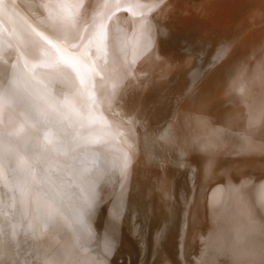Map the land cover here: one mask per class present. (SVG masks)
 <instances>
[{
	"label": "bare ground",
	"instance_id": "1",
	"mask_svg": "<svg viewBox=\"0 0 264 264\" xmlns=\"http://www.w3.org/2000/svg\"><path fill=\"white\" fill-rule=\"evenodd\" d=\"M113 2L0 0V264H264V0Z\"/></svg>",
	"mask_w": 264,
	"mask_h": 264
},
{
	"label": "snow or ice",
	"instance_id": "2",
	"mask_svg": "<svg viewBox=\"0 0 264 264\" xmlns=\"http://www.w3.org/2000/svg\"><path fill=\"white\" fill-rule=\"evenodd\" d=\"M105 7H111L113 8L116 12L121 11V7H120V0H114L113 3L111 4H105ZM106 25L104 23H100L98 25L95 26V31L93 32V34L89 37V43H93V42H98L99 46L103 45L104 39H105V33H104V29H105ZM37 36L40 37V41H46L47 44H51V40H47L46 37L41 36L40 33H36ZM56 39H60L59 36L55 37ZM40 41H33V45L39 49L40 47H42ZM99 46H98V50H99ZM52 47L55 49L56 46L52 45ZM74 47V46H73ZM57 52L59 51L58 49L56 50ZM61 63H68V61L65 59V57L63 56H57L55 58H53L52 54L49 53L47 58L42 60V62L38 65H33V68L36 67H55L58 64ZM72 67L75 69V64H72ZM77 76L79 78V83L81 85L80 88V94L86 97H90V90L89 87L86 84V81L84 79V77L79 73V70L77 69ZM47 90V89H45ZM53 100L55 101V98L53 97ZM58 103V102H57ZM94 128L98 129V130H103V126H101L100 124H94L93 125ZM39 134V133H38ZM77 141L73 140L70 141V145H74ZM91 143H96V141H89ZM52 143V132L51 130H49V132L43 136V146L46 148L49 144ZM91 201H87L85 202L84 205V211H87L88 205ZM74 223L77 226V230L81 232L82 237L87 240L89 238L88 236V232L87 229L83 226V221H82V217L78 214L76 220L74 221ZM114 248V244L111 245H106L103 249L105 255L110 254L113 251Z\"/></svg>",
	"mask_w": 264,
	"mask_h": 264
},
{
	"label": "rangeland",
	"instance_id": "3",
	"mask_svg": "<svg viewBox=\"0 0 264 264\" xmlns=\"http://www.w3.org/2000/svg\"><path fill=\"white\" fill-rule=\"evenodd\" d=\"M121 10H122V8H121ZM116 12V11H115ZM109 23V21L108 22H105L104 24L105 25H107ZM261 25V26H260ZM252 28H253V32H255V42L253 43V46H251L252 47V52H250V49H248V48H246V52H245V58H246V63L244 64V65H240L239 66V75H242L241 73L242 72H244V74H248V80L249 81H252V85L254 86V88H252L253 90V92L250 90L249 91V93L248 94H251L250 92H252V93H257L258 91H259V85L257 84V82L255 83V82H253V81H256V79L254 80V77H255V75L256 74H261L262 76H264V74H262V73H264V52H261L260 51V43H264V24L262 23H260V24H258V25H254V26H251ZM263 27V28H262ZM19 28H20V30L21 31H23V29L24 28H22V25L20 26L19 25ZM22 28V29H21ZM259 30H258V29ZM254 30H256V31H254ZM262 30V31H261ZM94 31H95V29H94ZM92 34H93V32H92ZM92 34H90V36L92 35ZM90 36H88V38H87V40H85V41H89V37ZM259 36V37H258ZM246 43V42H245ZM98 44V43H97ZM50 47V46H49ZM48 46H46V47H44V46H42V48H49ZM250 47V48H251ZM50 50H52V48H50ZM180 52L182 51L181 49L179 50ZM258 52V53H257ZM187 53H190V54H187ZM256 54V55H255ZM263 54V55H262ZM189 55V56H188ZM259 55V56H258ZM188 56V57H187ZM191 56V57H190ZM182 57H184V58H182ZM185 57H186V59H185ZM194 58H195V56L193 55V53L192 52H181V56H180V59L181 60H192L191 61V63L194 61ZM241 64H242V62H241ZM263 70V71H262ZM259 71V72H258ZM261 72V73H260ZM256 73V74H255ZM243 74V75H244ZM117 75H120V74H115V75H110L109 77H108V79H107V81H108V83L109 84H111L112 86L111 87H109L108 89H107V95H106V101L105 102H101V99H98V98H93V99H95V104H97V106H102V108L103 107H108V102H111V101H115L114 99H112V97H110V95L112 94H114L116 91H118L119 89H120V86H119V84H118V79H121L122 80V78L125 76H123V74H121L122 76H121V78H119V76H117ZM114 76V77H113ZM247 76V75H246ZM257 78V77H256ZM253 79V80H252ZM142 82H144V81H146V79L145 78H142V80H141ZM119 86V87H118ZM10 87V86H9ZM10 88H12V87H10ZM12 89H14V88H12ZM109 94V95H108ZM99 96V95H98ZM97 100H98V102H97ZM100 103V104H99ZM104 103V104H103ZM157 125H159L160 126V123H158ZM241 145L242 144H238L237 146H235L234 148H232L231 149V152L233 151V152H235L236 150H238V149H240V147H241Z\"/></svg>",
	"mask_w": 264,
	"mask_h": 264
}]
</instances>
